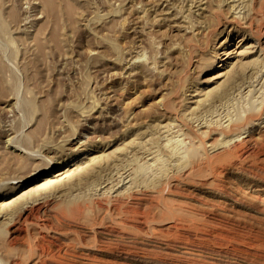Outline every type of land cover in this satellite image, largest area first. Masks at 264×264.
I'll return each instance as SVG.
<instances>
[{
    "label": "rangeland",
    "instance_id": "1",
    "mask_svg": "<svg viewBox=\"0 0 264 264\" xmlns=\"http://www.w3.org/2000/svg\"><path fill=\"white\" fill-rule=\"evenodd\" d=\"M255 43L264 0H0V264H264Z\"/></svg>",
    "mask_w": 264,
    "mask_h": 264
},
{
    "label": "bare ground",
    "instance_id": "2",
    "mask_svg": "<svg viewBox=\"0 0 264 264\" xmlns=\"http://www.w3.org/2000/svg\"><path fill=\"white\" fill-rule=\"evenodd\" d=\"M263 33V32H262ZM254 44V43H253ZM253 48H254V53H258V54H260V53H262L263 51H264V49H260L259 48V50H258V47H257V43H255V45L253 46ZM239 49V48H238ZM237 49V50H238ZM237 55V51L236 52H233V53H231L230 55H228V56H230L229 57V59H231V58H233L234 56H236ZM239 55V54H238ZM254 55V54H253ZM227 56V55H226ZM263 58V57H262ZM228 59V57L226 58V60ZM230 124H232V123H230ZM237 149V148H236ZM238 151V150H237ZM86 174H89L86 170H84V171H81V172H79L78 173V175H77V179L79 180V181H83L84 179H85V175ZM105 185V184H104ZM58 186V183H49V184H47L46 185V187H45V189L46 190H51V189H53V188H55V187H57ZM65 201H67V200H65Z\"/></svg>",
    "mask_w": 264,
    "mask_h": 264
}]
</instances>
